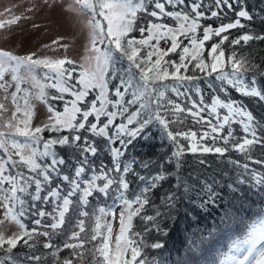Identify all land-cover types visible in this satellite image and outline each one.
Returning a JSON list of instances; mask_svg holds the SVG:
<instances>
[{"label":"snow or ice","instance_id":"snow-or-ice-1","mask_svg":"<svg viewBox=\"0 0 264 264\" xmlns=\"http://www.w3.org/2000/svg\"><path fill=\"white\" fill-rule=\"evenodd\" d=\"M56 3L57 0H31L27 12L35 15L45 8L52 9ZM212 3L213 7L206 11L202 8L204 0H192L187 9L182 7L185 0H72L68 10L86 17L83 23L88 29V54L82 63L77 65L66 57L38 58L36 53L15 55L0 50V89L7 93L15 87L11 93L15 112L11 119L0 124V208L3 209L0 224L11 221L20 229L11 237L0 234V250L4 251L0 264H21L13 249L21 241L27 247L35 248L39 237L46 238L42 247L52 250L51 255L58 259L61 246L55 245L52 237L64 227L70 209L78 217L74 224L78 230L71 231L68 239L76 242H66L62 248L73 250L74 255L83 259L85 244L97 241L88 250L96 264H148L147 257L142 254V249L146 247L144 237L141 232L133 231V220L139 217L150 223L156 231H161L158 221L164 213L158 207L154 215L142 213L150 205L149 193L166 176L160 171L149 176L139 175L132 167L135 161L123 163L122 166L121 158L128 147L142 137L150 124L160 125L166 137L176 144L173 156L177 161L185 151L179 143L182 137L191 140L188 150L193 153L199 150L224 155L231 149L255 164H264V160L252 158L253 151L257 149L264 155V117L258 118L242 101L228 98L231 88L264 106V69L259 65L246 64L233 52L230 57L231 68L224 71L225 53L221 47L224 42L235 46L242 42L264 41V34L248 31L255 17L245 6L244 0H212ZM166 4L178 10H166ZM228 13H232L234 18L227 23L221 22L215 28L201 24L205 19H226ZM144 17L148 19L141 26L139 21ZM25 18L30 17L15 15L11 19L0 20V29ZM164 19L173 23H164ZM34 27L40 26L34 24ZM201 29L202 36L198 35ZM233 29L245 31L229 40L228 33ZM134 32L140 33L141 38L131 35ZM213 37L220 39L210 46L212 63L209 64L204 57L205 43ZM161 41L169 46L162 48ZM52 44L67 47L60 44V39L53 40ZM173 53H178V62L166 59ZM121 60L128 62L127 68L118 67ZM189 65L208 77L217 73L213 79L218 82L217 90L225 98L214 94L210 104H206L201 89L196 87L199 100L191 99L190 107L166 99L169 89L158 82L170 77L177 81L196 80V76L181 75V69L187 72ZM9 73L10 81L5 79ZM24 84L28 87H22ZM170 91L177 96H188V93L179 91L177 86H173ZM90 93L96 95L89 101ZM66 96L71 99L66 100ZM126 97L130 98L126 100ZM4 98L8 99L7 96ZM18 98L23 100L24 109L20 118L16 115L21 112ZM33 99L45 102L50 113V122L35 128L30 123ZM50 100L64 101L62 111L57 110ZM133 106L137 107L130 111ZM221 109L226 110V114L222 115ZM6 111L5 104L0 103V117ZM205 112L208 116L203 115ZM184 113L191 116L195 123L206 125L199 141L196 131L169 130L172 123L184 124V119L169 117L175 118L177 114ZM117 118L121 122L117 123ZM233 124L240 125L243 136L237 138L234 135ZM226 128V134L221 136ZM45 131H68L69 135L45 140L42 136ZM81 131L105 141V148L112 158L110 170H104L101 166L97 172L95 168L87 167L88 157L97 156L98 145L96 139L89 140L80 134ZM218 138L224 146L203 143L210 140L214 145ZM57 145L75 146L80 152L78 165L71 176L62 172L61 166L66 161L57 156ZM233 163L248 174L238 180L239 184L254 183L264 190V173L250 168L248 163ZM142 166L148 167L147 164ZM88 172L91 175H87ZM129 173L141 182L139 192L132 198L127 195L130 185L126 177ZM114 174H118V178ZM184 190L187 191L186 188ZM207 190L209 200H212L215 194L211 185L207 186ZM96 197L111 199L112 202L89 210L90 198L94 200ZM37 202L50 205L51 211L38 208ZM177 202L176 193L173 192L165 197L164 205L172 210ZM117 210L119 232L113 247L112 223L105 218L111 216L116 220ZM25 217H32L30 223L33 227H28L24 222ZM46 217L49 218L47 223ZM68 219L71 222L72 218ZM86 220H91L94 225L90 235L86 233ZM149 230L145 228L144 231ZM82 233H85L83 238ZM5 245L8 247L4 248ZM148 247L162 249L164 245L154 242ZM29 259L40 264L43 257L33 254ZM58 264H73V260L64 259ZM220 264H264V210L242 237L232 241Z\"/></svg>","mask_w":264,"mask_h":264},{"label":"trees","instance_id":"trees-1","mask_svg":"<svg viewBox=\"0 0 264 264\" xmlns=\"http://www.w3.org/2000/svg\"><path fill=\"white\" fill-rule=\"evenodd\" d=\"M191 3L192 0H185V5L182 7L187 9ZM244 3L255 17L248 31L253 34H264V0H244ZM165 7L166 10H178V8H173L167 4ZM211 7H213L212 0H204L203 10L207 11ZM236 7L238 8V6ZM233 18V14L228 13L226 19H205L201 21V24L204 26L211 25L215 28L221 22L227 23ZM147 19V17L142 18L139 21L140 25L144 26ZM163 22L173 23L168 19H164ZM244 31L243 29L231 30L228 33L229 40L241 35ZM131 35L141 38V34L138 32H134ZM198 35L202 36V29ZM219 39V37H213L212 40L205 43L204 57L209 64L212 63V57L209 54L210 46L218 42ZM187 43L185 40V44ZM160 46L167 48L169 45L161 41ZM221 47L225 53L224 71H228L231 68L232 61L230 57L233 52L236 53L238 59H243L246 64L259 65L261 69H264V41L254 40L248 42V44L242 42L241 45L235 46L229 42H224ZM166 59L178 62V53L170 54ZM118 67L127 68L128 62L121 60L118 62ZM181 75L196 76L197 79L194 81H177L170 77L168 80L158 82L160 86H167L169 89L166 92V99L181 104L183 107H190L191 99L199 100V94L195 90L196 87L201 89L206 104H210L214 94L220 95L222 99L225 98L224 94L217 90L218 82L213 79L217 73H213L212 77H208L205 73L195 70L189 65L187 72L181 69ZM112 83L114 84L115 81ZM209 84H212L211 88ZM180 85L183 86L181 87ZM173 86L179 87V91L188 93V96H177L176 93L170 91ZM49 91L51 93L55 92V90ZM229 93L228 98L242 101L244 106L252 110L258 118L264 117V106H261L255 99L243 97L231 88H229ZM95 95V93H90L88 100L90 101ZM110 98L113 97L110 96ZM129 98L126 97V100ZM65 99L68 100L71 97L66 96ZM49 102L57 110L62 111L64 101L50 100ZM135 107L137 106H133L130 111L135 110ZM220 112L222 115L226 114V110L221 109ZM203 115L208 116V113L205 112ZM169 118L184 119V124H170L169 130L173 132L196 131L197 141H199L201 133L206 130V125L195 123L193 118L186 113L177 114L175 118ZM89 119L92 121L93 118L90 117ZM116 122H121L120 118H117ZM232 128L237 138L244 135L239 124H233ZM226 132L227 128L220 135H225ZM80 134L87 136L89 140H97L98 154L95 157H88L87 167L89 169L95 168L97 172L100 171L101 166H103L104 170H110L112 168V158L111 153L105 148V141L102 138L92 137L90 133L84 131H81ZM61 135H69V133L68 131L62 133L45 131L42 133L45 140ZM179 143L184 146L185 151L177 161L173 156V152L176 151V144L166 137L160 125L153 123L148 126L141 138H137L133 145L128 147L125 156L121 158L122 166L123 163L135 161L132 167L134 172L139 175L149 176L160 171L166 176V179L149 193L150 205L146 206L144 213H142L154 215L158 207L161 213H164L163 218L158 221L161 231H156L150 223L142 221L139 217L133 220V231L141 232L144 237L146 247L142 249V254L147 257L148 264H220V261L225 259V254L229 251L232 241L242 237L246 233L248 226L255 224L258 216L264 210V190H260L254 183L239 184L238 180L247 177L248 174L243 173V169L233 163V161H240L241 164L248 163L250 168L259 173H264V164H255L252 160L246 159L241 153L231 149L224 155L214 152L203 153L199 150L193 153L188 150L191 140H185L181 137L179 138ZM203 143L209 146H224L219 138L214 145L210 140L203 141ZM55 151L58 157H63L66 161V164L61 166L62 172L71 176L74 167L78 165L80 152L75 146L70 148L59 145L55 147ZM252 158L253 160H264V155L257 149L253 151ZM143 164H147L148 167L144 168ZM87 175H91V173L88 172ZM114 175L118 178V174ZM126 179L130 185L127 195L132 198L139 192L141 182L132 173H129ZM248 179L250 180L251 178L248 177ZM98 183L103 182L99 181ZM208 185H211L215 194L212 200H209ZM185 188L187 191L184 190ZM173 192L176 193L178 202L174 209L169 210L165 207L164 200L168 194ZM111 202V199L96 197L93 200L90 198L88 208L89 210H94L100 205H107ZM28 203L31 204L32 201L29 200ZM36 206L38 208L43 207L45 211H51L50 205H41L37 202ZM68 217L72 218L71 222ZM31 219L32 217L24 218V222L29 228L34 226L30 223ZM76 219L78 217L70 209L66 216L64 227L57 230L58 234L52 237L54 244L61 246L58 259L53 258L51 255L52 250L42 247L46 240L44 237L37 238L35 248H29L21 241L13 249L14 255L19 258L21 264H35L34 261L29 259L33 254L43 257L40 264H58V261L62 262L64 259H72L73 264H78V262L79 264H96L88 250L92 249L93 245L98 243L97 241L85 244L83 259L74 255L73 250L62 248V245L66 242H76L68 239V234L71 231L78 230L74 228ZM48 221L49 218L46 217L45 223ZM85 226L86 233L90 235L91 227L94 226L92 221L86 220ZM145 228L150 230L144 231ZM84 236L85 233H82L81 237L83 238ZM154 242H160L164 247L162 249L148 247ZM7 247L8 245L4 246V248ZM3 258L4 251L0 250V259Z\"/></svg>","mask_w":264,"mask_h":264},{"label":"rangeland","instance_id":"rangeland-1","mask_svg":"<svg viewBox=\"0 0 264 264\" xmlns=\"http://www.w3.org/2000/svg\"><path fill=\"white\" fill-rule=\"evenodd\" d=\"M71 3L72 0H57L52 9L45 8L34 15L27 12V8L31 6V0H0V14H2L0 20L11 19L15 15L30 17L0 29V50L10 51L15 55L36 53L38 58L62 59L66 57L79 65L88 54L89 36L88 29L83 23L86 17L69 11L68 7ZM9 9L11 11H8ZM34 24L40 27L36 28ZM57 39H60V44L67 45V47L53 45L52 41ZM5 79L10 81L11 74H6ZM22 87H28V85L24 84ZM14 91V86L7 93L0 89V103L5 104L7 108V111L0 117V124L11 119L15 112V105L11 100V93ZM5 96L8 99H5ZM18 102L21 104V112L16 115L20 118L24 110L23 100L18 98ZM31 104L33 106L30 121L32 128L49 123L48 105L38 99L31 100ZM118 215L119 210H117L116 220H113L111 216L105 218L112 223L113 247L115 237L119 232ZM0 220H3L2 208H0ZM19 231L18 225L14 222L4 221L0 224V234L5 237H11Z\"/></svg>","mask_w":264,"mask_h":264}]
</instances>
